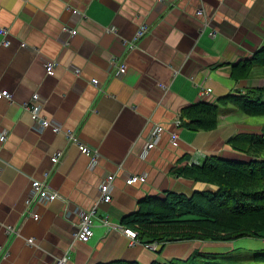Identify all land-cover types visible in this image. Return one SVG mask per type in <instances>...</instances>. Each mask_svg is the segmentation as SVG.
<instances>
[{"label":"crops","instance_id":"obj_1","mask_svg":"<svg viewBox=\"0 0 264 264\" xmlns=\"http://www.w3.org/2000/svg\"><path fill=\"white\" fill-rule=\"evenodd\" d=\"M171 3L158 10L153 0H0V27L10 33L7 47L0 36V90L12 95L11 102L0 99V134H5L0 141V264H53L63 256H68L66 264H150L151 250L139 241L130 246L129 238L108 231L102 220L121 224L146 197L167 192L191 196L210 189L188 175L209 156L253 159L234 150L228 140L264 133V120L250 122L231 106L220 108L214 130L193 131L183 120L176 141L170 134L185 107L264 86L260 69L249 79L230 77L233 65L264 47V0ZM199 8L204 16L196 15ZM72 10L82 15L78 22ZM143 23L148 33L133 42ZM64 28L77 31L65 46L59 41ZM108 56L117 65L126 63L123 78L115 75L117 65ZM45 60L57 61L53 76L45 74ZM92 79L99 81L98 87ZM34 92L40 96L44 117L96 150V165L90 166L89 157L63 133L34 129L23 107ZM156 126L164 131L145 151ZM57 151L63 156L53 164L51 156ZM46 174L61 198L36 206L39 218L33 220L25 214L31 180ZM108 174L114 177L111 201L99 205L92 237L74 240L79 218L73 211L92 207ZM131 175L146 180L128 185L125 180ZM8 227L13 232L8 233ZM258 240L264 245V239ZM233 244L167 243L159 260H186L194 252H231Z\"/></svg>","mask_w":264,"mask_h":264},{"label":"trees","instance_id":"obj_2","mask_svg":"<svg viewBox=\"0 0 264 264\" xmlns=\"http://www.w3.org/2000/svg\"><path fill=\"white\" fill-rule=\"evenodd\" d=\"M255 69L264 74V47L252 58L232 66L230 77L249 79ZM231 106L250 117H264V86L236 90L215 102H198L185 107L180 120L193 131H211L219 123L221 107ZM236 151L253 159L233 161L209 156L200 166H192L189 176L210 186L191 196L167 192L163 197L140 200L134 212L121 220V226L137 231L142 244L157 243L151 250L150 264H264V249L231 252H194L186 260L162 262L167 243L197 241L234 243L238 239H264V133L240 134L228 140ZM239 250V249H238ZM106 264H141L137 261H112Z\"/></svg>","mask_w":264,"mask_h":264},{"label":"built area","instance_id":"obj_3","mask_svg":"<svg viewBox=\"0 0 264 264\" xmlns=\"http://www.w3.org/2000/svg\"><path fill=\"white\" fill-rule=\"evenodd\" d=\"M155 3V8L158 7V10H161L163 7H167V4L171 3V0H153ZM172 4V3H171ZM197 16H204L203 9L199 8L195 12ZM72 16L74 22H78L82 15L77 10H72ZM209 19V20H208ZM205 22L207 25L210 21V18H208ZM149 31V28L147 24L143 23L139 26L138 31L135 34V37L133 39V42L137 41L138 39L145 36ZM76 34V29L74 28H64L59 36V41L63 43V46L67 45L69 39L73 37ZM9 31L5 28L0 27V36H1V44L3 46H9L10 45V39H9ZM211 36L215 35V31L213 30L210 33ZM20 47H25V43L21 42ZM133 45L131 44L130 47L127 46L128 49L132 48ZM107 59L113 63L114 65H117L114 61V59L111 56H108ZM56 60H45L44 61V69L45 74L47 76H53L54 69L57 65ZM126 63H122L120 65H117L115 75L117 77L123 78L125 76L126 71ZM72 70L79 74L80 71L78 68L72 67ZM91 83L98 87L99 81L96 79H92ZM160 87H164L163 85H159ZM211 92V89L206 90V94L208 95ZM0 99H5L9 102L12 101V95L7 90H0ZM24 109H26L30 117L32 119V123L34 126V129L38 132H43L46 129H51L55 133H63L66 140L71 143L75 144L80 152L90 159V166H94L98 162V153L96 150H93L89 148L88 146L84 145L83 143L79 142L78 138L76 137L75 133L72 131H62L61 125L57 124L53 119H48L44 117L42 112V107L40 103V96L38 93L34 92L31 94L28 102L23 105ZM182 122L180 118H177L174 121V128L175 130L171 132L170 137L171 141H176L177 139V131L181 128ZM164 131L162 126H156L151 131L148 142L145 146V151L151 149L154 147L156 142L159 140V137L161 133ZM5 140V134H0V141ZM63 152L57 151L51 156V161L53 164H58L60 160L62 159ZM47 174L43 179H32L31 180V186H30V193L26 199L25 202V214L29 217H31L33 220H38L39 215L36 212V206L44 203L53 202L61 196L58 194V192L51 188V186L48 184L47 181ZM113 175L108 174L106 175L100 182L98 186V195L95 198L93 205L88 210H82L77 209L74 210V214H76L79 218L78 226L75 228L74 232L72 233V236L74 240H80L84 241L93 235V218L96 215L97 209L101 203H109L112 198V183H113ZM146 178L143 175H131L126 178L125 182L128 185H133L136 183H143L145 182ZM72 212L69 210L67 211V216H70ZM103 225L107 228L108 231H117L123 233L127 238L130 240V246L137 241V231L126 228L121 226L120 224H113L107 221V219L102 220ZM7 232H13V229L8 227ZM15 234H18V231H14ZM28 243H32L31 239H27ZM145 248H150L154 250L157 246V243L153 244H143ZM68 261V256H63L61 259L57 260L53 264H66Z\"/></svg>","mask_w":264,"mask_h":264},{"label":"rangeland","instance_id":"obj_4","mask_svg":"<svg viewBox=\"0 0 264 264\" xmlns=\"http://www.w3.org/2000/svg\"><path fill=\"white\" fill-rule=\"evenodd\" d=\"M247 119L250 122H255V121H259V120H264V117H250V116H248ZM250 239H252V238H245V239L241 238V239H238L235 241V243L233 244L234 246L232 248L236 249L235 252L237 255L244 254V249L260 250V247H262L261 249H264V245H261V243H259L260 242L259 240L257 241V239H253V240H250ZM211 244H221V243H211ZM224 244H227V243H224ZM218 249H221V248H218ZM252 264H256V263H254V261H253Z\"/></svg>","mask_w":264,"mask_h":264},{"label":"bare ground","instance_id":"obj_5","mask_svg":"<svg viewBox=\"0 0 264 264\" xmlns=\"http://www.w3.org/2000/svg\"><path fill=\"white\" fill-rule=\"evenodd\" d=\"M111 29L113 30V28H111ZM76 34H77V31H76ZM127 69H128V68L126 67L125 74H126V72H127ZM40 103H41V100H40ZM37 214H38V213H37ZM31 242H32L31 244H33V243H34V241H33L32 239H31Z\"/></svg>","mask_w":264,"mask_h":264}]
</instances>
